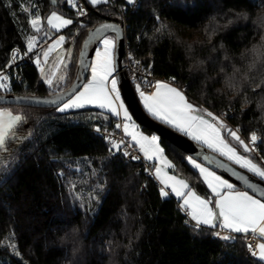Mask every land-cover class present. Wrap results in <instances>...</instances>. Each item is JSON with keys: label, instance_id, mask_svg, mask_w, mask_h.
Returning a JSON list of instances; mask_svg holds the SVG:
<instances>
[{"label": "trees", "instance_id": "obj_1", "mask_svg": "<svg viewBox=\"0 0 264 264\" xmlns=\"http://www.w3.org/2000/svg\"><path fill=\"white\" fill-rule=\"evenodd\" d=\"M76 4L0 0V68L15 48L25 52L28 38L40 34L29 23L36 13L43 30L53 11L74 20L65 30L74 53L64 81L48 85L39 66L25 62L17 71L23 82L12 73L11 87L0 86V93L69 87L88 30L107 16L121 19L119 10L127 8L131 58L184 86L190 101L226 116L245 139L255 132L254 156L264 158V0H108L83 18ZM0 107L22 117L15 139L10 133L0 151V264H264L248 252L243 233L225 241L223 234L215 236L217 228L194 230L180 201L160 195L155 175L138 173V162L95 133L98 125H116L118 117L110 112L94 106L65 113L25 104ZM161 140L173 170L210 197L190 155Z\"/></svg>", "mask_w": 264, "mask_h": 264}, {"label": "snow or ice", "instance_id": "obj_2", "mask_svg": "<svg viewBox=\"0 0 264 264\" xmlns=\"http://www.w3.org/2000/svg\"><path fill=\"white\" fill-rule=\"evenodd\" d=\"M89 2L95 6L107 3L108 0H89ZM132 2L133 0H126L127 4ZM67 3L73 7L76 6V0H67ZM23 11L27 13L28 9L24 8ZM77 14L79 16L87 15L83 9H78ZM29 23L31 29L35 30L36 33L43 31L44 22L38 13L30 19ZM77 23L84 27L83 22L77 21ZM46 24L50 29L58 32L72 25L73 19L65 18L63 15H58L53 11L46 20ZM165 27L161 25V30ZM109 32L113 35H109ZM49 35V32L43 31L45 39H48ZM75 35L78 36L79 33L76 32ZM120 38L121 29L119 25L112 23L104 24L91 31L88 33L87 38L82 41L83 48L78 53L80 68L83 72H90L91 78L86 83H78L72 88L71 92L67 94L61 93L51 100H36L35 97H23L21 99L37 104L52 105L59 113L94 106L102 110L107 109L115 117H122L126 122L123 125L124 132L131 137L132 141L139 145V149L147 161L155 160L159 162L160 166L155 167V176L165 186L159 189L160 195L168 197L169 191H166L165 188H170L174 197L182 200L181 208L195 222L193 225L194 230L200 229L201 226H209L212 229L219 227L232 233L247 234L251 232L264 238V187L250 182L248 175L238 172L234 168L226 169L238 181L242 182L243 186L251 190V194L248 190H237L236 184L230 182L229 179H225L223 176L218 175L216 171L198 163L196 159L188 157L192 167L198 169L199 175L203 177V182L206 184L207 189H210L212 195L206 199L192 190L183 179H177L176 176L168 175L164 171L165 167L171 168L173 166L163 154L164 149L159 144L160 137L157 135L147 136L140 132L132 122V116L129 114L128 108L125 107L123 100L120 98L118 81L114 76L117 71V49ZM74 40L75 36L73 37V42ZM37 42L36 35L28 38L25 56L30 57V54L34 53ZM66 42V37L59 35L46 50L36 53L34 62L37 65L41 63L46 65L49 63L50 55L55 53L54 59L57 65H64V71L66 72L68 70L67 65L71 62V49L63 47ZM92 44L97 46L94 52V59L89 63L87 50ZM16 59H23V57L16 52L13 53V60ZM135 63L139 65L140 62L135 61ZM7 66L6 63L5 67ZM40 73L44 76L48 85L53 84V78L49 73L45 72L44 67L40 68ZM0 79L7 82L9 76H3ZM64 79V75H60L57 78V84ZM173 79L175 78L173 77ZM144 82L154 87V91L151 94H146L140 90L139 85L136 86L139 98L147 113L191 140L205 146L213 153H217L220 157H224L234 165H238L239 168L245 169L247 173H251L264 181V168L255 163L250 156L241 155L237 151V147L242 148L243 152L249 154L255 151V147H249L241 139L238 130L228 129L212 112L205 113L202 110H198L193 104L188 102L181 90L171 86L169 83L162 81L153 83L146 78ZM2 99L3 97H0V100ZM21 120L22 117L20 115H14L6 108L0 107V151L3 150L6 138L9 137L10 133L15 139L14 129ZM116 127L120 128L121 125L117 124ZM130 128L132 129L131 131H129ZM95 130L99 132L100 128L97 127ZM225 135L235 141V146L225 139ZM258 139L255 132L251 133L250 141L253 146L256 145ZM109 142L112 144V148L117 151L120 150L123 143V141L119 143ZM124 155H128L127 151L124 152ZM133 158L137 159L136 157ZM219 167L225 168L226 166L221 163ZM214 234L217 237L221 236L219 231ZM222 239L227 241L231 237L223 235ZM248 249L253 257L258 256V259L264 262V243H259L256 248L249 244Z\"/></svg>", "mask_w": 264, "mask_h": 264}, {"label": "water", "instance_id": "obj_3", "mask_svg": "<svg viewBox=\"0 0 264 264\" xmlns=\"http://www.w3.org/2000/svg\"><path fill=\"white\" fill-rule=\"evenodd\" d=\"M107 23L119 25L121 29V38L119 40L118 49H117V71L116 73H114V76L117 78L120 92L123 98L125 99L127 105L129 106L133 116L138 121V123L158 132L160 135L164 136L165 138H167L168 140H170L171 142L182 148L190 156L201 161L207 166L211 167L212 169L219 172L221 175L225 176L226 178L236 183L238 186L242 187L243 189L251 192V190L247 189L245 186L242 185V182L238 181L236 177L232 176L231 172L226 170L227 168H234L236 171L248 175L250 182L256 183L260 187H264V181L260 180L258 177L253 176L251 173H247L245 169L239 168L238 165H234L231 161H228L226 158L220 157L217 153H213L205 146L191 140L189 137L183 135L177 130L171 128L170 126L165 125L164 123L156 120L149 113H147L146 109L143 107V104L139 98V94L133 84L129 71L126 67L127 36H126L124 23L122 22V20L119 18L107 16L106 20L97 23L96 25L91 27L88 30V33L94 31L96 28ZM108 34H112V33L109 32ZM87 35L85 39L87 38ZM96 46H97L96 44H92L89 46V49L87 50L89 63H91V61L94 58V52ZM82 48H83V44L81 46V49ZM89 73L90 72H83V70L80 68L78 64L76 76L69 87L63 90H59L47 94H36V93L19 94V93L2 92L0 93V97H3V99L0 100V105L25 104V105H34V106H43V107H53L52 105L49 104H37L26 100H22L21 98L35 97L36 100H51L61 93L67 94L71 92L72 88L78 83L79 84L86 83ZM205 157H207V159H205ZM221 163H223L226 167L220 168L219 164Z\"/></svg>", "mask_w": 264, "mask_h": 264}, {"label": "built area", "instance_id": "obj_4", "mask_svg": "<svg viewBox=\"0 0 264 264\" xmlns=\"http://www.w3.org/2000/svg\"><path fill=\"white\" fill-rule=\"evenodd\" d=\"M139 3V0H133L131 3L132 5H136ZM114 8L118 9V4H110ZM79 6L81 9L85 10L87 15L92 13V11L96 10V6L90 7L87 5V3L84 0H79ZM119 13L121 15V20L124 23L125 31H126V36H127V28H128V17H127V11L126 9H120ZM81 16V18L87 16ZM128 46V43H127ZM41 49V46L38 48H35V51L33 54H30L29 56H25L22 49L20 48H15L12 53H11V58L8 62V66L4 68H0V78L3 76H9V79L7 82H4L2 79H0V86L1 87H11L12 80H11V74L13 73L16 76V80L18 82H23L24 77L22 74L18 73V68L21 64L25 62H34L35 60V55L36 53H39V50ZM18 52L23 59H16L13 60V53ZM135 61H139V65L135 63ZM41 65V64H40ZM39 66V65H38ZM126 67L129 71V74L131 76V79L133 81V84L137 90V85H139L140 90L144 91L146 94H151L154 91V87L150 86L149 84H146L144 82L145 78L148 81L155 82V81H161L162 79L165 80V78H161L157 76L150 68H148L141 60L133 59L130 56V53L128 51V48L126 50ZM150 73V75H149ZM174 83V82H173ZM185 91V87H181ZM225 121H227L226 117H222ZM98 119V118H97ZM228 122V121H227ZM120 124L121 127L117 128L116 125ZM116 125L112 128L110 127H101V126H96L93 131L95 133L101 134L104 138H106L109 141L119 143L120 141H123L121 144V148L123 153L127 151L128 155L125 156L127 160H133L139 163V166L137 167V172H146L147 174L150 175H155L154 173V166L150 161H147V159L144 157L143 153L139 149V145L136 144L134 141L129 138V136L124 132L123 130V121L121 117H118V122ZM233 126V125H232ZM99 127L100 131L97 132L95 129ZM234 127V126H233ZM255 153L259 155V151L255 149ZM133 157H136L137 159H134ZM161 187H164L161 184ZM166 191H169V195L172 196L170 189L165 188ZM185 211V210H184ZM186 212V211H185ZM190 218V217H189ZM191 220V218H190ZM192 221V220H191ZM192 223H195L192 221ZM217 230L223 234V235H229L230 237H236L237 233H232L229 232L228 230H223L220 228H217ZM243 238L245 239L247 246L251 244L253 248H256V246L259 244L260 241L263 239L258 236L257 234H253L251 232L244 234L243 233ZM248 252L250 253L249 249Z\"/></svg>", "mask_w": 264, "mask_h": 264}, {"label": "rangeland", "instance_id": "obj_5", "mask_svg": "<svg viewBox=\"0 0 264 264\" xmlns=\"http://www.w3.org/2000/svg\"><path fill=\"white\" fill-rule=\"evenodd\" d=\"M102 4V3H101ZM77 5V4H76ZM58 15H63L65 18H71L70 16H67V15H65V14H61V13H59V12H56ZM51 15V14H50ZM41 17V16H40ZM50 17V16H49ZM48 17V18H49ZM33 18V17H32ZM47 18V19H48ZM41 19H42V21H43V18L41 17ZM71 19H73V18H71ZM44 22V21H43ZM74 22V21H73ZM69 27V26H68ZM68 27H66V28H68ZM66 28H64V29H62V30H60V31H55L57 34L56 35H53V29H50L48 26H47V24H46V29L45 30H43V31H47V32H49V38L48 39H45L44 38V36H43V31L38 35V37H37V44H36V48H38V47H40L41 46V49L39 50V52H41L42 50H46L53 42H54V40L59 36V35H64L65 37H66V41H67V37H68V35L65 33V30H66ZM109 35H113V34H109ZM65 49H68V48H70L71 49V58H70V61L72 60V56H73V50H74V48H73V44H72V42H66L65 44H64V46H63ZM54 57H55V53H52L51 55H50V57H49V63L48 64H43V63H41V65H39V68H41V67H44L45 68V72L46 73H49L50 74V76L53 78V82L54 81H57V78L60 76V75H64V77L66 78V72L64 71V65H57V63H56V61H55V59H54ZM70 65V63L67 65V67ZM42 77L44 78V76L42 75ZM89 77H90V75H89ZM91 78V77H90ZM89 78V79H90ZM45 80V79H44ZM46 81V80H45ZM64 81V80H63ZM47 82V81H46ZM52 86H53V84H52ZM178 87H180V86H178ZM118 88H119V85H118ZM120 89V88H119ZM120 98L123 100V102H124V105H125V107H127L128 108V110H129V114L132 116V122L136 125V127L138 128V130L140 131V132H142L144 135H147V136H152V135H157V136H159L160 137V140H159V144H160V146L164 149V145H163V142H162V140H161V135L158 133V132H153V133H151V132H148L147 130H145L144 128H142L141 127V125L138 123V121L135 119V117L133 116V114H132V112H131V110H130V108H129V106L127 105V103H126V101H125V99L123 98V96H122V94H121V92H120ZM142 102V101H141ZM192 102V101H191ZM194 103V106L198 109V110H202V111H204L205 113L206 112H212L210 109H208V108H206L205 106H203V105H201V104H197L196 102H193ZM143 104V103H142ZM9 111H11L14 115H20L18 112H15V111H13V110H10L9 109ZM213 114H214V116L215 117H218L219 118V120L220 121H222L223 122V124L228 128V129H232V130H237L236 128H234L229 122H225V120L221 117V116H218V114L217 113H215V112H212ZM224 117V116H223ZM226 117V116H225ZM122 118V117H121ZM207 118V117H206ZM122 121H123V125L126 123L123 119H122ZM132 129L130 128L129 129V131H131ZM127 134V133H126ZM238 134H239V136L241 137V139H243L244 141H245V143L246 144H248L249 145V147H255V149H256V145H257V143L259 142V139H258V141H257V143H256V145L255 146H253L252 145V143H251V141L250 140H247V139H245L240 133H239V131H238ZM128 135V134H127ZM131 138V137H130ZM225 139L226 140H228V142L230 143V144H232L233 146H235V141H233V140H231V138L230 137H228L227 135H225ZM257 150V149H256ZM165 151V150H164ZM237 151L241 154V155H246V156H250V158H252L253 159V161L255 162V163H257L258 165H260L262 168H264V158H261V160H259V159H257L255 156H254V154L257 156V154L255 153V151H253L252 153H245V152H243V149L242 148H240V147H237ZM257 151H259V150H257ZM164 154V153H163ZM166 157V156H165ZM191 157V156H190ZM193 158V157H192ZM167 159V161H171L168 157L166 158ZM193 159H195V158H193ZM197 160V159H196ZM197 162L198 163H201L202 165H204L205 166V164L204 163H202L201 161H199V160H197ZM205 167H207V165L205 166ZM209 167V166H208ZM167 167H165L164 168V170L166 169ZM210 168V167H209ZM211 169V168H210ZM211 170H213V169H211ZM154 171H155V167H154ZM213 171H215V170H213ZM217 172V171H216ZM217 174L218 175H221L219 172H217ZM222 176V175H221ZM156 177V176H155ZM158 180H159V178L158 177H156ZM230 182H231V180H230ZM165 187V186H164ZM168 189H170V188H168Z\"/></svg>", "mask_w": 264, "mask_h": 264}, {"label": "crops", "instance_id": "obj_6", "mask_svg": "<svg viewBox=\"0 0 264 264\" xmlns=\"http://www.w3.org/2000/svg\"><path fill=\"white\" fill-rule=\"evenodd\" d=\"M87 1H89V0H87ZM74 21V20H73ZM71 26V25H70ZM69 26V27H70ZM67 29V28H66ZM73 44V43H72ZM94 59V58H93ZM162 82H167V83H169L171 86H173V87H176L177 89H179V90H181L183 93H184V95H185V97L187 98V100H188V102L189 103H191V104H193L194 105V103L193 102H191L189 99H188V96H187V94L185 93V91L184 90H182L180 87H178L176 84H174L171 80H167V79H162L161 80ZM7 110H9V109H7ZM103 110H106V111H108L107 109H103ZM129 136V135H128ZM130 137V136H129ZM165 150V149H164ZM164 156H166L165 158H169V156L166 154V152L164 151ZM192 157V156H191ZM170 159V158H169ZM167 160V159H166ZM171 160V159H170ZM189 161V160H188ZM152 164H153V166L154 167H157V166H160L159 165V162L158 161H150ZM190 162V161H189ZM170 163L172 164V166L173 167H171V168H166L164 171L165 172H167V174L168 175H171V176H176V178L177 179H183L186 183H188L187 182V180H185V178H183L181 175H179V174H177L174 170H173V168H174V163L172 162V160L170 161ZM191 164V163H190ZM205 166H206V164H205ZM208 167V166H207ZM211 168V167H210ZM212 169V168H211ZM198 170V169H197ZM214 170V169H213ZM154 173H155V171H154ZM223 176V175H222ZM225 179H228V178H226L225 176H223ZM230 181V180H229ZM159 182H160V180H159ZM232 182V181H231ZM161 183V182H160ZM232 183H234V182H232ZM234 184H236V183H234ZM163 185V184H162ZM188 185H189V183H188ZM164 186V185H163ZM236 187H237V190H240V191H245V189H241V188H239V186L236 184ZM192 190H194V189H192ZM171 191V190H170ZM194 191H196V190H194ZM197 192V191H196ZM211 193V192H210ZM172 194V193H171ZM197 194L198 195H200L202 198H209V197H205V196H203V195H201V194H199L198 192H197ZM250 194H251V192H250ZM173 195V194H172ZM212 195V194H211ZM210 195V196H211ZM174 196V195H173ZM176 198V197H175ZM179 201H180V204L182 203V200H180L179 198H177ZM217 228H219V227H217ZM258 235V234H257ZM259 236V235H258ZM262 238V237H261ZM263 240L262 241H260L259 243H264V238H262ZM257 252H258V249H257ZM258 257V256H257Z\"/></svg>", "mask_w": 264, "mask_h": 264}, {"label": "bare ground", "instance_id": "obj_7", "mask_svg": "<svg viewBox=\"0 0 264 264\" xmlns=\"http://www.w3.org/2000/svg\"><path fill=\"white\" fill-rule=\"evenodd\" d=\"M123 9H125V8H123ZM127 9V8H126ZM226 122V121H225Z\"/></svg>", "mask_w": 264, "mask_h": 264}]
</instances>
